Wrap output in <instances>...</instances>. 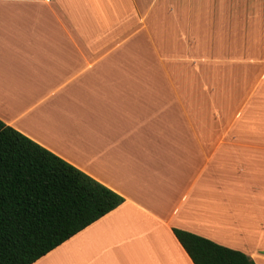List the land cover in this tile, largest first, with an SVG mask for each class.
<instances>
[{
    "label": "crops",
    "instance_id": "0c3cea01",
    "mask_svg": "<svg viewBox=\"0 0 264 264\" xmlns=\"http://www.w3.org/2000/svg\"><path fill=\"white\" fill-rule=\"evenodd\" d=\"M217 1L0 0V121L124 199L32 264H193L174 229L264 262V143L180 45Z\"/></svg>",
    "mask_w": 264,
    "mask_h": 264
},
{
    "label": "trees",
    "instance_id": "16d2710c",
    "mask_svg": "<svg viewBox=\"0 0 264 264\" xmlns=\"http://www.w3.org/2000/svg\"><path fill=\"white\" fill-rule=\"evenodd\" d=\"M124 199L0 121V264H32ZM193 264H255L244 252L173 230Z\"/></svg>",
    "mask_w": 264,
    "mask_h": 264
},
{
    "label": "rangeland",
    "instance_id": "374dc122",
    "mask_svg": "<svg viewBox=\"0 0 264 264\" xmlns=\"http://www.w3.org/2000/svg\"><path fill=\"white\" fill-rule=\"evenodd\" d=\"M218 1L207 10L193 11L194 17H199L196 20L179 23L182 53L189 56L190 51L202 62L208 56L214 67L215 63H223V72L228 73L224 74L228 85L224 80L223 86L228 94L230 126L243 127L245 141L264 143V0ZM182 10L188 13L189 7ZM164 12L172 13V7L165 6ZM204 13L210 19L201 16ZM206 50H210L208 55ZM214 87L219 92L222 87L215 75ZM217 106L220 108L219 101ZM243 248L256 260H264V237L261 245Z\"/></svg>",
    "mask_w": 264,
    "mask_h": 264
},
{
    "label": "built area",
    "instance_id": "2783aa9c",
    "mask_svg": "<svg viewBox=\"0 0 264 264\" xmlns=\"http://www.w3.org/2000/svg\"><path fill=\"white\" fill-rule=\"evenodd\" d=\"M44 1H48V0H44Z\"/></svg>",
    "mask_w": 264,
    "mask_h": 264
}]
</instances>
